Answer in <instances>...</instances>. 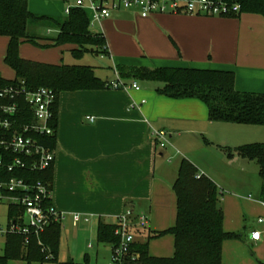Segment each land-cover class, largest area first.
<instances>
[{
	"label": "crops",
	"instance_id": "0c3cea01",
	"mask_svg": "<svg viewBox=\"0 0 264 264\" xmlns=\"http://www.w3.org/2000/svg\"><path fill=\"white\" fill-rule=\"evenodd\" d=\"M96 25L106 41L104 56L114 62V71L119 64L229 70L234 73L236 91L264 93V20L259 14L155 13L143 18L134 9H121ZM96 76L104 81L114 80L116 71L114 78ZM137 82L139 89L59 93L55 162L48 184L51 204L65 214L70 224L72 214L78 213L96 219L97 229L99 219L115 223L128 208L134 215L146 218L133 229L136 232L144 224V241L155 232L151 229L152 226L155 230V220L170 219L175 209L177 214L173 184L182 159H191V146L210 145V153L219 162L228 157L231 163L239 156H227L226 149L235 147L221 138L220 132L228 128L215 126L225 122L209 120L202 101L160 94V82ZM153 129L166 133L163 147L152 136ZM207 130L219 135L212 141L204 136L198 140L197 134L203 135ZM179 150L185 157L175 165L173 159ZM195 166L204 176L205 165ZM249 209L258 216L253 217L252 223L246 222L247 218L245 222L239 219L235 228L224 230L240 236L223 241L221 264H264V201L260 188L259 201L247 202L248 212ZM259 218L263 220L259 222ZM89 223L81 221L76 227L81 229ZM63 226L64 223L61 230ZM253 231L260 232L258 240L250 238ZM69 259L73 258L67 254L60 262Z\"/></svg>",
	"mask_w": 264,
	"mask_h": 264
},
{
	"label": "trees",
	"instance_id": "16d2710c",
	"mask_svg": "<svg viewBox=\"0 0 264 264\" xmlns=\"http://www.w3.org/2000/svg\"><path fill=\"white\" fill-rule=\"evenodd\" d=\"M240 5L239 13H254L264 20V0H225ZM64 18L37 15L29 11L28 0H0V36L8 39L4 61L14 73V79L0 77V85H9L24 80L29 89L41 86L56 93L54 106L57 117L58 95L66 91L109 89L106 81L96 76L89 65L50 64L22 58L19 46L31 42L42 47L71 44V53L79 59L87 52L107 54L106 41L102 34L90 30L89 14L81 8H72ZM46 26L54 29V38L40 37L35 28ZM116 71L123 80L155 81L162 85L157 92L173 99L196 98L207 109L209 120L215 122L264 126V93L238 92L234 86V73L229 70L117 65ZM45 142L54 148L55 137ZM227 155L247 157L259 166L261 179L260 198L264 201V141L227 148ZM34 181L46 183L52 180V166L42 172H17ZM50 188V185H49ZM176 196V223L159 232L150 233L144 241H133L131 252L123 264H221L222 244L225 239L240 236L223 229V210L220 206L218 187L205 176L197 177L193 164L182 159L177 178L173 184ZM52 205L51 200L45 202ZM17 209H10L14 215ZM116 223L99 219L97 241L110 246L119 243L114 233ZM61 223L51 222L39 236L38 244L33 234L27 244L23 236L8 234L4 240L0 264H11L13 260L31 262H57L60 243ZM163 233H172L174 254L172 257H154L148 253V242ZM58 264H83L69 259Z\"/></svg>",
	"mask_w": 264,
	"mask_h": 264
},
{
	"label": "built area",
	"instance_id": "2783aa9c",
	"mask_svg": "<svg viewBox=\"0 0 264 264\" xmlns=\"http://www.w3.org/2000/svg\"><path fill=\"white\" fill-rule=\"evenodd\" d=\"M72 8H81L89 14L90 29L108 19L113 11L121 9H134L143 18L155 13L233 16L240 12L238 3L225 0H73L72 5L64 8V13L69 14ZM105 86L109 89L140 88L135 80L127 83L121 79L117 71L116 78L106 81ZM56 98L52 89L44 86L29 89L24 80L0 85V205L8 209V223L5 227L0 226V238L4 240L8 234H18L27 244L34 234L38 244L42 245L39 235L46 227L51 222L62 225L65 219L63 212L45 204L51 200L48 183L15 175L17 172H42L53 166L55 151L45 139L56 138L57 117L55 119L53 110ZM152 136L160 146L165 145L164 131L153 129ZM12 208L17 209L13 216L10 215ZM262 220L258 219L259 222ZM81 221L88 223L90 217L72 214L74 225ZM145 221V216H136L128 208L116 218L114 233L119 237V243L111 249L109 264H123L129 255L136 256L130 246L134 241L133 229L137 222ZM259 235V231H253L250 238L258 240Z\"/></svg>",
	"mask_w": 264,
	"mask_h": 264
},
{
	"label": "rangeland",
	"instance_id": "374dc122",
	"mask_svg": "<svg viewBox=\"0 0 264 264\" xmlns=\"http://www.w3.org/2000/svg\"><path fill=\"white\" fill-rule=\"evenodd\" d=\"M72 4L73 0H28V9L30 12L37 15L64 18L66 17L64 8ZM91 31L93 33H101L100 26H92ZM35 33L40 37L51 39L56 36V31L54 29L48 30L46 26L42 25L35 28ZM7 42V37L0 36V77L10 80L15 78V73L13 69L4 61ZM71 48V44L42 47L31 42H23L19 46V54L25 59L33 61L42 62L47 59V61H50L47 63L50 64H59L61 59L62 63L67 65L89 64V66L95 69L96 74L102 78H104L106 75H108L110 78L115 77V71L113 70L114 62L105 57L104 53L101 52L100 55L96 56L91 51L92 53H85L77 60L73 57L70 51ZM215 126H224L225 128H228L220 132V137H224V139L226 138V140L234 147L264 141V126L261 125L224 123ZM216 134L219 135L218 133H214V131L207 130L203 135L197 134V139L200 140L204 136L207 141H212V138H214ZM202 147L199 145H193V147L191 146L189 149L191 151L189 153L191 159H185L189 162L191 161L192 164L195 163L193 166L196 169V173L199 175L200 170H198L197 166L195 165H198L199 163L204 164L206 168L204 171V176L214 181L217 185L220 206L224 211V230H226L228 227L235 228L238 223L240 224L239 219L244 221L247 218L246 222L249 221L252 223L253 217L257 218L258 216L253 214L252 209H249L248 212L247 202L259 201V186L261 179L258 174V163L255 160H251L243 156H239L237 161L231 163H229L230 160L228 157L225 158L224 161L219 162L213 157L212 153H210L213 151V147L210 145L205 146L204 144H202ZM179 151L176 157L173 159V164L175 165L182 157H185L182 156V151ZM193 159H196L195 161H197L198 164L194 162ZM249 195H252V199H248ZM7 223L8 209L5 205H0V226L5 227ZM63 223L64 226L62 227L60 233L61 237L57 262H31L29 264H58V262L67 257V254H69L70 258H73L75 262L83 264H109L111 262L110 246L100 244L97 241L96 219L90 218V223L85 224V227L83 225L81 229L76 227V225L70 224L67 219H65ZM175 223L176 209L174 215L172 214L170 219L165 220L164 222L155 220V230H153L154 227L152 226L151 229L152 231L159 232L160 229H167L168 227L174 226ZM141 225V228H138L136 232L133 231V237L135 241H142V236L144 237V224ZM89 244L91 247H88ZM3 246L4 239L0 238V254H2ZM148 253L154 257H172L174 254L173 234L163 233L155 238H151L148 242ZM13 264L27 263L24 261H17L14 263L13 261Z\"/></svg>",
	"mask_w": 264,
	"mask_h": 264
}]
</instances>
